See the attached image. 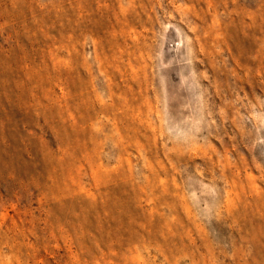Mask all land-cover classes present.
<instances>
[{"label": "rangeland", "instance_id": "1", "mask_svg": "<svg viewBox=\"0 0 264 264\" xmlns=\"http://www.w3.org/2000/svg\"><path fill=\"white\" fill-rule=\"evenodd\" d=\"M0 264H264V0H0Z\"/></svg>", "mask_w": 264, "mask_h": 264}]
</instances>
